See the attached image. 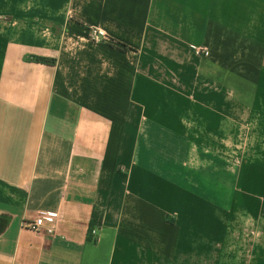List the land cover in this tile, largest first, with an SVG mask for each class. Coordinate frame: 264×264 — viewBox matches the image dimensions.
Here are the masks:
<instances>
[{
  "label": "crops",
  "instance_id": "obj_1",
  "mask_svg": "<svg viewBox=\"0 0 264 264\" xmlns=\"http://www.w3.org/2000/svg\"><path fill=\"white\" fill-rule=\"evenodd\" d=\"M0 264H264V0H0Z\"/></svg>",
  "mask_w": 264,
  "mask_h": 264
},
{
  "label": "built area",
  "instance_id": "obj_2",
  "mask_svg": "<svg viewBox=\"0 0 264 264\" xmlns=\"http://www.w3.org/2000/svg\"><path fill=\"white\" fill-rule=\"evenodd\" d=\"M90 40L93 42H111V38L105 33L104 30L93 28L90 30ZM196 53L199 56H209L210 50L206 47H198L196 48ZM57 216L53 213H48L37 218L32 224L28 227L30 230L36 233H42L48 235L56 234L57 230Z\"/></svg>",
  "mask_w": 264,
  "mask_h": 264
},
{
  "label": "trees",
  "instance_id": "obj_3",
  "mask_svg": "<svg viewBox=\"0 0 264 264\" xmlns=\"http://www.w3.org/2000/svg\"><path fill=\"white\" fill-rule=\"evenodd\" d=\"M38 62L41 63H47V64H53L54 61L53 60H47V59H43V58H39L37 59ZM103 222V211L99 208H95L92 214V218L89 224V229H88V240L91 242H95L96 241V235H95V231L97 228L101 227Z\"/></svg>",
  "mask_w": 264,
  "mask_h": 264
}]
</instances>
